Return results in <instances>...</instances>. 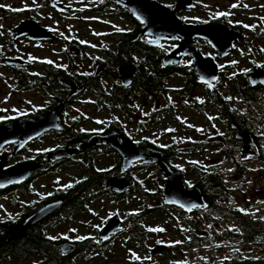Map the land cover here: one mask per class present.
I'll return each instance as SVG.
<instances>
[{"label":"flooded vegetation","instance_id":"flooded-vegetation-1","mask_svg":"<svg viewBox=\"0 0 264 264\" xmlns=\"http://www.w3.org/2000/svg\"><path fill=\"white\" fill-rule=\"evenodd\" d=\"M145 4L158 7L155 24L163 8L189 32L150 33L130 14V6ZM0 5V128L19 127L18 136L0 139V168L13 178L0 187V264H254L239 243L256 246L264 237V207L241 199L237 185L241 174L264 172V0ZM49 11L53 20L73 11L81 25L84 14L108 21L95 38L80 39L49 24ZM194 55L206 63L205 81ZM177 109L190 112L186 120ZM162 115L184 131L168 141L145 137ZM129 140L137 155L149 156L128 163ZM179 143L190 151L176 150ZM165 165L196 190L200 205L163 204ZM251 190L264 195V187ZM130 197L140 205L129 208ZM152 211L168 213L174 228L171 240L154 246L155 231L143 223ZM113 217L116 229L104 239ZM119 237L135 245L115 244ZM210 239L220 256H208Z\"/></svg>","mask_w":264,"mask_h":264},{"label":"rangeland","instance_id":"rangeland-1","mask_svg":"<svg viewBox=\"0 0 264 264\" xmlns=\"http://www.w3.org/2000/svg\"><path fill=\"white\" fill-rule=\"evenodd\" d=\"M75 7V5H74ZM44 11V10H42ZM50 13V11H49ZM51 16V13H50ZM84 18L87 20L85 25L79 24L74 16H73V11L69 14L66 15L63 19H57L53 20V16L50 17V21L48 22L49 24H55L58 27V31L61 33H65L66 35L68 34H74L76 37L80 39H93L96 37L97 34H99L101 31L96 27L97 25L100 24V21H108L105 19L104 16H98L95 14H84ZM171 79L167 81V85H171ZM178 112V118L182 120H186V116L190 114V112L182 110ZM194 121L200 122L198 118H194ZM178 130H183L184 131V126H181L179 121H176L174 117H171L169 115H162L161 116V121L158 126L154 127H145V132L144 136L149 137V136H154L155 138L160 137L162 140H170L172 138V134L174 131ZM208 130L212 131L211 127H208ZM162 145H166L163 141L160 142ZM176 150L180 151H190L189 150V144L185 143H179L176 146ZM199 149L198 151H200ZM211 157V156H210ZM186 155L182 156V161L186 159ZM193 177H199L201 176L200 173L196 174H191ZM239 178V183L237 185V192L240 195V198H248L250 203L252 204H258L261 205V207H264V195H258L256 192L252 195V188L256 186V188L262 189L264 187V172L262 170L258 171L257 169L251 170L245 174H241L238 176ZM251 182V183H249ZM134 197H130L129 199V208H133L136 206H139L140 204L138 202H135ZM260 213H263L264 208H261ZM214 216H217V214L214 212ZM144 225L148 226L149 228L152 229H163V231H155V233H152L151 238L148 239V245L154 246L157 244L158 241L162 240H171V235H172V229L173 225L172 222L169 221V215L168 213L162 214L158 216V214L154 211L150 213L149 216H146L143 219ZM125 240L128 241V247L134 246L135 242L132 239L125 238V237H119L118 239L115 240V244H120V242H125ZM217 239H210L208 241V247H209V253L208 256L210 258L215 257V254L217 256H220L221 251L219 248L214 249L213 244L215 243ZM227 241H230L229 239ZM257 245H251L249 246L247 242L239 243L241 246V252H247L248 250H251L252 255L251 257L255 259L254 264H260L263 261L264 256H261L260 253H264V237H260L257 239ZM215 245H218V243H215ZM237 248V247H235ZM229 250L226 252L228 253ZM166 257L164 256L163 259ZM241 260L245 259L244 255H241ZM113 264H116L115 262Z\"/></svg>","mask_w":264,"mask_h":264},{"label":"water","instance_id":"water-1","mask_svg":"<svg viewBox=\"0 0 264 264\" xmlns=\"http://www.w3.org/2000/svg\"><path fill=\"white\" fill-rule=\"evenodd\" d=\"M153 6L149 5V4H145L143 7H140V8H137L135 6H130V14L133 17H135L136 19H138L140 22H143L146 25V27L148 28L150 33H152L154 27H156L157 30L160 31V35L162 38L166 37L167 35L173 34L177 30H183L184 32H189V29L187 26H180L178 20L176 18H174L170 12H168L166 9H163V8L160 9V17H159V20H157V24H155L153 17L155 16L154 13L156 11L158 14V7H157V9H155ZM58 9L64 10L65 8L64 7H58ZM27 30H30V29H27ZM156 34H157V32H156ZM185 43H186V41L184 42V44ZM172 61L173 60H172L171 55H168L165 58L164 63L168 64V63H171ZM192 65L195 68L196 74L199 76V81L200 82L205 81L204 78H201V77H203V73L205 71L206 63L204 61L202 62V59H200L199 57L194 55ZM129 71L130 70L127 67L122 68V74L123 75L121 78L128 80V77H130V75H131ZM205 79H207V78H205ZM18 128L19 127H11V128L2 127V128H0V139L3 140L4 138H8L9 135H11L13 132L18 136L19 135ZM15 129H17V132ZM128 142H129V147L127 148L128 149V151H127L128 156L126 154H124V159L127 160L128 163H131L132 161H135V160L139 159L140 157L146 158L147 156H149V155H143L142 153L137 155L136 150H135V145H133V143L130 140ZM138 153H139V151H138ZM133 154H136V155H133ZM162 171H163V173H165L167 175L166 188L163 191V198H164L163 204L177 205V206L182 207L185 211L189 210L191 208L190 205H192V204L200 205V203H198L197 200H195L196 194H197L196 190L187 189L183 185L182 179L178 173H174V172L170 171L166 165H165V168L162 169ZM12 179H13L12 174L9 170L0 168V185H3L2 187L8 186L9 184H11L13 182ZM131 184L132 183L129 182V185H131ZM188 202H190V204ZM115 220H117L116 217H113V220L110 222L109 227L107 226V228L105 227L106 229L103 230L104 239H105V237H108L112 232L115 231V229H116L115 227L117 225ZM26 226H27V223H24V225L22 226V229L25 228ZM160 249L161 248H158L156 250H160Z\"/></svg>","mask_w":264,"mask_h":264},{"label":"snow or ice","instance_id":"snow-or-ice-1","mask_svg":"<svg viewBox=\"0 0 264 264\" xmlns=\"http://www.w3.org/2000/svg\"><path fill=\"white\" fill-rule=\"evenodd\" d=\"M0 7H3L2 5H0ZM232 7H236V5H232ZM14 11H21L22 9H13ZM217 15H220V16H224V15H228V13H223V12H221V13H218ZM245 27H248L247 25H245ZM118 31H119V29H117ZM177 39L179 38V37H176ZM81 43H84V41H81ZM49 63H51V61H48ZM233 63H235V61H233ZM3 185H0V187H2ZM67 187H71V185H67ZM198 205H195V204H192V205H190V207H197ZM150 230H152V231H163V229H150ZM66 239H67V237H65ZM107 237H105V239H106ZM51 239H55V237H51ZM77 239H83V237H77ZM158 243H160L159 241H158ZM177 243H179V242H177Z\"/></svg>","mask_w":264,"mask_h":264}]
</instances>
